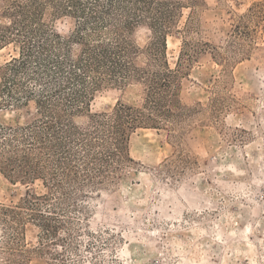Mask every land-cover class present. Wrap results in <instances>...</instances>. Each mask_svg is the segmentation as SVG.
Returning a JSON list of instances; mask_svg holds the SVG:
<instances>
[{
	"label": "rangeland",
	"instance_id": "obj_1",
	"mask_svg": "<svg viewBox=\"0 0 264 264\" xmlns=\"http://www.w3.org/2000/svg\"><path fill=\"white\" fill-rule=\"evenodd\" d=\"M158 1L177 4L166 58L179 70L181 118L137 127L130 160L84 187L59 191L52 181L0 172V264H264V24L242 46L226 44L257 0ZM43 21L65 38L76 26L50 7ZM126 36L137 64L150 63L148 24ZM185 39L202 48L192 61ZM17 54L14 43L0 49V76ZM144 97L137 82L103 85L73 121L85 125L118 102L140 108ZM35 117L34 101L8 106L0 99V127ZM40 214L45 221L33 219Z\"/></svg>",
	"mask_w": 264,
	"mask_h": 264
},
{
	"label": "trees",
	"instance_id": "obj_2",
	"mask_svg": "<svg viewBox=\"0 0 264 264\" xmlns=\"http://www.w3.org/2000/svg\"><path fill=\"white\" fill-rule=\"evenodd\" d=\"M47 7L75 18L70 38L44 23ZM176 10L175 2L158 0H0V49L11 43L18 48L2 68L0 99L8 106L34 101L36 110L25 126L0 127V172L52 181L59 191L73 183L84 187L86 180L106 177L115 163L130 160L128 142L137 127L178 122L184 110L177 92L179 70L171 69L166 58ZM140 22L153 33L150 63L144 66L135 61V47L126 36ZM263 24L264 0H257L238 17L227 46H242L240 41L255 38ZM105 28H112L108 36ZM73 45H79L77 52ZM184 45L194 53L188 61L202 51L189 39ZM133 82L145 87L140 108L118 102L85 125L74 123L73 116L89 107L100 87ZM4 211L23 223L18 212ZM42 216L33 219L45 221ZM40 226L52 235L49 224Z\"/></svg>",
	"mask_w": 264,
	"mask_h": 264
}]
</instances>
